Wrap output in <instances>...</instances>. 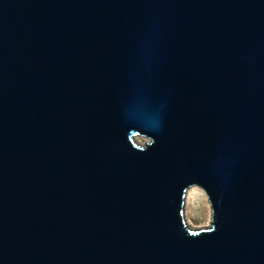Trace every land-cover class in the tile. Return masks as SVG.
<instances>
[{"label": "water", "instance_id": "1", "mask_svg": "<svg viewBox=\"0 0 264 264\" xmlns=\"http://www.w3.org/2000/svg\"><path fill=\"white\" fill-rule=\"evenodd\" d=\"M0 264H264V0H0Z\"/></svg>", "mask_w": 264, "mask_h": 264}, {"label": "rangeland", "instance_id": "2", "mask_svg": "<svg viewBox=\"0 0 264 264\" xmlns=\"http://www.w3.org/2000/svg\"><path fill=\"white\" fill-rule=\"evenodd\" d=\"M138 141L142 142L147 140L146 137H137ZM198 189V191L193 192V188ZM205 203L208 205L205 208ZM205 212H208L211 216V208L210 203L206 197L204 191L196 186L190 187L187 190V195L185 199V214L191 220L192 224L196 227L208 225L209 222L206 224L204 220L206 218Z\"/></svg>", "mask_w": 264, "mask_h": 264}, {"label": "snow or ice", "instance_id": "3", "mask_svg": "<svg viewBox=\"0 0 264 264\" xmlns=\"http://www.w3.org/2000/svg\"><path fill=\"white\" fill-rule=\"evenodd\" d=\"M149 143H151V141H149ZM192 191L193 192H195V191H198V189H196L195 187L192 189ZM214 221V220H213ZM186 232H187V234L189 235V236H195V235H197L198 233L197 232H192L190 229H184ZM205 230V228H203V229H201V231H204ZM206 230L207 231H212L213 230V228H212V226H209V227H207L206 228Z\"/></svg>", "mask_w": 264, "mask_h": 264}, {"label": "clouds", "instance_id": "4", "mask_svg": "<svg viewBox=\"0 0 264 264\" xmlns=\"http://www.w3.org/2000/svg\"><path fill=\"white\" fill-rule=\"evenodd\" d=\"M208 207V205L205 203V208H207ZM205 216H206V218H205V220H204V223H208L210 220H211V216L209 215V213L208 212H205ZM213 222H212V228H213Z\"/></svg>", "mask_w": 264, "mask_h": 264}, {"label": "bare ground", "instance_id": "5", "mask_svg": "<svg viewBox=\"0 0 264 264\" xmlns=\"http://www.w3.org/2000/svg\"><path fill=\"white\" fill-rule=\"evenodd\" d=\"M186 221H187L188 225L195 226L192 224L191 220H189V218L187 216H186ZM199 227H202V226H199Z\"/></svg>", "mask_w": 264, "mask_h": 264}]
</instances>
